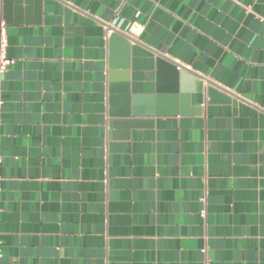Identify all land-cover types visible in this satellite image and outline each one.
<instances>
[{
    "label": "crops",
    "instance_id": "1",
    "mask_svg": "<svg viewBox=\"0 0 264 264\" xmlns=\"http://www.w3.org/2000/svg\"><path fill=\"white\" fill-rule=\"evenodd\" d=\"M3 14L0 264H264V0H3ZM160 56L198 76L189 112ZM126 87L142 116H123Z\"/></svg>",
    "mask_w": 264,
    "mask_h": 264
},
{
    "label": "water",
    "instance_id": "2",
    "mask_svg": "<svg viewBox=\"0 0 264 264\" xmlns=\"http://www.w3.org/2000/svg\"><path fill=\"white\" fill-rule=\"evenodd\" d=\"M120 34L117 32H113L110 35V41L112 49H114L116 46H120L122 49H124L126 52L128 50V41L126 36H123L125 38H121L119 36ZM118 65L112 60L110 62V67L115 68ZM121 66L124 69H127L129 67L128 59H126ZM157 66L161 71H165L167 73V76L169 77L170 82L174 86V90L180 92L181 96V103H182V113L189 112V103H190V93L192 91H196L198 86L196 82L198 81V76L193 74L191 71L186 69L185 67H182L179 63L167 59L163 56H160L157 59ZM126 73V71H125ZM114 91V90H112ZM207 94L212 98V100L216 101H226V102H235L230 96L227 91L216 85L215 83H210L208 87H206ZM115 97H112L111 100L114 101ZM121 99L124 104L123 108V116L130 117V116H142V108L140 106V103L136 99V97H130L129 89L126 87L122 91ZM126 122V121H124Z\"/></svg>",
    "mask_w": 264,
    "mask_h": 264
},
{
    "label": "built area",
    "instance_id": "3",
    "mask_svg": "<svg viewBox=\"0 0 264 264\" xmlns=\"http://www.w3.org/2000/svg\"><path fill=\"white\" fill-rule=\"evenodd\" d=\"M131 28H132L131 22L123 21L119 23L118 17H116L113 21L108 22L106 25V29L110 35L116 30L127 32ZM11 63H12V59L8 55L7 21L3 14V0H0V89H1V83H2L3 77ZM1 103L2 102L0 100V105ZM2 160H3V157L0 151V166H1ZM1 180H2V177L0 174V191L2 190ZM202 214L204 215L205 213L203 212ZM1 252H2V249H1V241H0V255H1Z\"/></svg>",
    "mask_w": 264,
    "mask_h": 264
}]
</instances>
